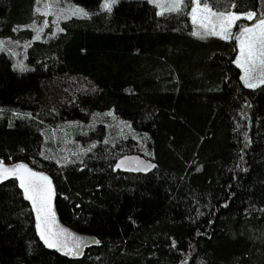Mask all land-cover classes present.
I'll return each instance as SVG.
<instances>
[{"label":"trees","instance_id":"1","mask_svg":"<svg viewBox=\"0 0 264 264\" xmlns=\"http://www.w3.org/2000/svg\"><path fill=\"white\" fill-rule=\"evenodd\" d=\"M72 1L93 14L57 34L48 18L27 49L30 69L0 55V161L48 176L55 226L93 243L79 255L71 238L48 247L10 178L0 182V264H264V85L241 84L235 35L200 38L188 10L159 16L145 0L111 12L98 11L102 0ZM208 3L258 14L264 0ZM35 5L0 0V38L32 40L24 27L45 18ZM64 77L91 90L58 100ZM109 110L142 140H100L65 165L46 155L50 128ZM142 147L155 167H116Z\"/></svg>","mask_w":264,"mask_h":264},{"label":"rangeland","instance_id":"2","mask_svg":"<svg viewBox=\"0 0 264 264\" xmlns=\"http://www.w3.org/2000/svg\"><path fill=\"white\" fill-rule=\"evenodd\" d=\"M120 1L122 0H116V2L112 5V8ZM145 1L149 2L157 9V14L159 16H164L171 13H178L166 11L164 12V14L161 15V9L156 6L154 0ZM104 2L105 0L101 1L98 11H105L103 9ZM192 7H194L192 0H184V7L182 11L188 10V15L191 23ZM75 9H80L83 13H87V15H82L80 12L74 11ZM45 12H47L48 14L45 15ZM260 12L261 13L258 14L254 13L255 17L251 20L245 18L249 13H232L241 17L240 19L235 21L234 26L231 28L232 36H238L240 31L244 27H253L259 21V19L264 18V5L261 7ZM35 13L38 15H42L45 18L41 23H32L27 27H24L33 31L32 40L15 41L9 38H0V55L8 56L11 60L12 67L19 72H23L31 68L30 65L27 63V49L31 46L33 42L42 40V35L48 25V18H51L52 23L54 25L53 32L54 34H57L60 32V22L72 17H89L93 14V11L76 4L72 0H36ZM260 14L261 18H259ZM192 26L193 33L195 31H200L203 34V29L198 28V26L194 25L193 23ZM37 36H39L38 39ZM236 42L237 52L234 59V65L239 69L241 84L247 89H256L264 85V83L257 84V86L255 87H248L245 85L244 80L242 79V77L244 76V70L238 67L236 63V60L238 59L240 53L239 42L237 40ZM21 66L24 70H21ZM258 79L259 69H257L253 73V78L251 82L256 83ZM56 87H58L59 92H61V95L57 96L58 100L72 99V97L77 92L91 90L90 85L84 79L72 77H64L60 79L56 84ZM108 113H111V115H108ZM46 133V155L56 161L59 165H65L68 162L74 163L77 161H81L82 157L85 156L92 148L96 147L100 140H104L105 142L106 140L114 141L127 137H135L139 141H141L144 137L142 135H138V132H136L132 128L130 122L120 117H117L112 110L105 112H90L89 119L87 121L77 120L63 123V125L58 124L55 127L50 128L48 132L46 131ZM140 152H142L141 155L126 156L125 158H122L118 162V165H120V162L122 160L124 161V164L120 165L119 167H116L122 170L141 172L151 169V167H146L148 165H152L147 149L142 147V149H140ZM13 166L9 165L7 167ZM61 239L63 240L64 238L61 237Z\"/></svg>","mask_w":264,"mask_h":264},{"label":"snow or ice","instance_id":"3","mask_svg":"<svg viewBox=\"0 0 264 264\" xmlns=\"http://www.w3.org/2000/svg\"><path fill=\"white\" fill-rule=\"evenodd\" d=\"M115 2L116 0H105L103 9L111 12ZM154 2L161 9V15L166 11L180 12L184 7V0H154ZM192 3L194 5L191 9L192 23L204 30L203 34L200 31H195L194 35L201 38L204 36H218L221 39L233 38L231 28L235 21L241 18L240 16L213 11L208 0H192ZM74 11L87 15L80 9ZM44 14L47 15L48 13L45 12ZM254 17V13H249L245 18L251 20ZM38 38L39 36H37ZM234 38L239 42L240 53L236 63L238 67L244 70L242 79L245 85L255 87L257 84L264 83V18L259 19L253 27H244L239 35ZM257 69H259V79L256 83H252L253 73ZM21 70H24L22 66ZM123 164L124 161L122 160L120 165ZM146 167H155V165ZM10 178L19 181V187L23 189L24 198L31 201L36 212L37 228L41 239L48 247H57L58 245L66 247L68 238L75 241L76 248L84 243L81 238L75 237L66 229L55 226V214L52 210L54 189L48 176L32 171L24 164L7 167L0 161V182ZM61 237L64 239L62 240Z\"/></svg>","mask_w":264,"mask_h":264},{"label":"water","instance_id":"4","mask_svg":"<svg viewBox=\"0 0 264 264\" xmlns=\"http://www.w3.org/2000/svg\"><path fill=\"white\" fill-rule=\"evenodd\" d=\"M91 243H93V242L88 238L87 241H86L85 243L81 244V246L79 247V249L76 250L74 253H76V254H78V255L81 254L83 248H84L85 246L90 245ZM59 251H61V250L59 249ZM66 255L69 256V254H67V253H66ZM72 256H73V255H72Z\"/></svg>","mask_w":264,"mask_h":264},{"label":"flooded vegetation","instance_id":"5","mask_svg":"<svg viewBox=\"0 0 264 264\" xmlns=\"http://www.w3.org/2000/svg\"><path fill=\"white\" fill-rule=\"evenodd\" d=\"M75 250V249H74Z\"/></svg>","mask_w":264,"mask_h":264}]
</instances>
